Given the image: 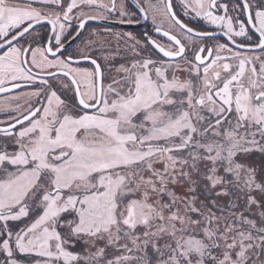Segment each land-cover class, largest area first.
I'll use <instances>...</instances> for the list:
<instances>
[{
  "label": "snow or ice",
  "instance_id": "6c2138e0",
  "mask_svg": "<svg viewBox=\"0 0 264 264\" xmlns=\"http://www.w3.org/2000/svg\"><path fill=\"white\" fill-rule=\"evenodd\" d=\"M136 7L168 46L66 55L123 6L0 0V264H264V0Z\"/></svg>",
  "mask_w": 264,
  "mask_h": 264
},
{
  "label": "flooded vegetation",
  "instance_id": "af4514ba",
  "mask_svg": "<svg viewBox=\"0 0 264 264\" xmlns=\"http://www.w3.org/2000/svg\"><path fill=\"white\" fill-rule=\"evenodd\" d=\"M135 3L137 4V0H134ZM154 1V0H153ZM225 2L231 3V0H225ZM142 4H147V0H141ZM117 4L118 5H122L124 10L128 13L127 17L121 18L119 16L118 13H112V15H114L115 18H108L107 20L104 21H110V22H116V23H121V19H124L126 22H124L123 24H127V25H140L141 22H143V16L139 13L137 7L135 8L133 6V4L130 2V0H117ZM173 7L174 10L177 12V15L179 16V18L186 24L189 25V27L194 28L196 31H213V28H206L204 27L202 24H198L196 22L190 21V19H186L185 17L181 16L180 13V7H178L175 4V0H173ZM130 21V22H127ZM150 10H149V18L147 20H145V25L142 27V29L140 30H123V29H119V30H115V29H111V28H105L101 25H87L84 29V34L82 36V38L79 40V42L76 44V46H74L73 49H71L70 51L66 52L65 54H75L78 51H89V45L88 42L91 41L92 45V51H93V55H99L100 54V49L102 48V50L106 53L108 51H112L115 52L117 50L116 47H118L117 45L114 46H110L112 43L111 40L114 37H118L119 40V50L121 52V55H124L128 58H131L132 53L129 49V44L131 43L128 40V34H131V36L135 37L136 40L140 41V45H138V49L142 47V45L145 46V52L147 51H151V45L149 44V38L157 40L159 43L164 44L165 46H168L170 44V42L167 40V38H164L160 33H157L155 31V29H150ZM76 21H73V25H76ZM90 28H94V29H90ZM176 29V28H175ZM179 31V29H177ZM76 31H79L78 28H74V30H72V36H75ZM116 32V33H115ZM51 31H50V26H43V27H39L38 29V34H39V39L41 40V42L45 41L49 36L51 35ZM119 33L121 35H123V37H120ZM72 36L68 37V41L73 40ZM111 37V39H110ZM32 37H29V39H31ZM205 40V39H204ZM199 42V41H197ZM220 42H224V40H220ZM67 44V43H66ZM113 45V44H112ZM113 48V49H112ZM254 55L259 54V52L257 53H252ZM119 61V60H118ZM120 62V61H119ZM117 62V63H119ZM19 91V90H18ZM14 94L12 93H8L5 96H1V99H6L8 96H12ZM12 102V101H11ZM14 104V103H13Z\"/></svg>",
  "mask_w": 264,
  "mask_h": 264
},
{
  "label": "rangeland",
  "instance_id": "374dc122",
  "mask_svg": "<svg viewBox=\"0 0 264 264\" xmlns=\"http://www.w3.org/2000/svg\"><path fill=\"white\" fill-rule=\"evenodd\" d=\"M105 2H107V0H105ZM153 2H155V0L153 1ZM175 4L178 6V7H180V0H175ZM180 13H181V16H183V17H185L186 19L188 18V19H190V21H193V22H196V23H198V24H202L204 27H206V28H208V29H210V28H213V30H215L214 29V26H212V25H209V24H207L206 22H204V21H201L199 18H195V17H193V16H185L184 15V13H183V9L180 7ZM48 10H55V11H58L59 9H48ZM86 11H89L91 14H95V10H91V9H85ZM115 18L114 17V15H112V14H110V16H109V18ZM152 13H151V10H150V19H151V21H150V29H155L157 26H162V28L164 29V30H168L169 29V27H170V25H169V23H168V21L167 20H165L164 18H162V17H157V20H156V24H154L153 23V21H152ZM90 29H94V28H90ZM172 31H173V34H177L178 36H180V33H179V31L177 30V29H175V28H172ZM216 31H218V30H216ZM116 33V32H115ZM119 35H120V37H123V35H121L120 33H119ZM110 39H111V37H110ZM119 40H118V37L116 36V37H114L113 36V38H112V40H111V42L110 43H112L110 46H113V48H114V46H118L119 47ZM214 43V40L213 39H211V40H204V44H206V45H208L209 47H211L212 46V44ZM112 48V49H113ZM117 48V47H116ZM144 51H146L145 50V46L144 45H142V47H141ZM148 52V51H147ZM257 55H259V54H257ZM117 62H119L118 60L116 61V63ZM181 75L183 76L184 74L183 73H181ZM10 98H11V96H8L6 99H1L0 100V103H4V102H8L9 100H10ZM23 101H21V103H22ZM12 103H16V101H12ZM8 117H7V115L5 114V113H3V112H0V121H4V120H6ZM258 154H260V153H258ZM259 156V155H258ZM260 156L262 157V155L260 154ZM255 157L258 159V157L255 155ZM250 159L251 158H248L247 160H246V163H248L249 165H250ZM258 162V160H255V163H257ZM259 164V163H258ZM257 164V165H258ZM257 181L258 182H260V183H264V171H262V166L260 165L259 167H258V178H257ZM259 191L257 190V191H253L252 192V195L253 196H255L256 198H257V200H264V196H262L261 195V193H258ZM223 202V201H222ZM253 210L255 211V206H253Z\"/></svg>",
  "mask_w": 264,
  "mask_h": 264
},
{
  "label": "water",
  "instance_id": "95a60500",
  "mask_svg": "<svg viewBox=\"0 0 264 264\" xmlns=\"http://www.w3.org/2000/svg\"><path fill=\"white\" fill-rule=\"evenodd\" d=\"M130 2L133 4V6L136 8V3H135V1L134 0H130ZM144 19V18H143ZM90 24H93V25H96V24H98V25H101V26H103V27H105V28H111V29H115V30H119V29H123V30H140V29H142V27L145 25V19L143 20V22H141V24L140 25H127V24H123V23H116V22H110V21H104V20H90L87 24H86V26L87 25H90ZM43 26H49V25H47V24H44V25H40V26H37V29H39V27H43ZM85 26V27H86ZM85 29V28H84ZM84 29L81 31V30H79L80 31V35L78 36V37H76L74 40H71L70 41V43H67L66 44V52H68V51H70L71 49H73L74 48V46H76V44L79 42V40L82 38V36H83V32H84ZM51 35L53 36L54 35V33H51ZM165 38V37H164ZM212 38H205V40H211ZM220 40H225V38L224 37H220ZM257 52H259L258 50H257ZM257 52H255V53H257ZM8 93H5V94H0V97L1 96H5V95H7Z\"/></svg>",
  "mask_w": 264,
  "mask_h": 264
},
{
  "label": "trees",
  "instance_id": "16d2710c",
  "mask_svg": "<svg viewBox=\"0 0 264 264\" xmlns=\"http://www.w3.org/2000/svg\"><path fill=\"white\" fill-rule=\"evenodd\" d=\"M255 155L258 157V159L255 157ZM259 155V156H258ZM250 159V166L254 167L257 170V175L256 179L258 178V167L261 165L262 166V171H264V155L262 157L258 153H254ZM255 160H258L257 163H255ZM259 163V164H258ZM258 164V165H257ZM259 193V192H258ZM256 210V209H255Z\"/></svg>",
  "mask_w": 264,
  "mask_h": 264
}]
</instances>
